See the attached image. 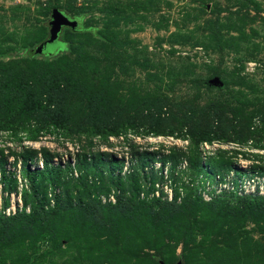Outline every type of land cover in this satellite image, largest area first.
Here are the masks:
<instances>
[{
    "label": "rangeland",
    "instance_id": "374dc122",
    "mask_svg": "<svg viewBox=\"0 0 264 264\" xmlns=\"http://www.w3.org/2000/svg\"><path fill=\"white\" fill-rule=\"evenodd\" d=\"M54 8L92 31L64 28L58 41L37 55ZM0 69H13L23 80L34 70L63 73L86 85L84 94L73 93L77 114L89 112L85 105L95 93H109L104 113L153 115L166 120L159 130L212 103L225 112L254 111L264 105V0H0ZM144 128L150 126L129 129L128 140L95 137L92 150L124 156L122 174L138 165L139 153L154 154L143 183L153 177L156 195L180 203L190 182L182 172L191 148L172 135L142 133ZM87 141L76 133L46 134L36 142L1 133L3 166L16 175L17 188L0 184V215L18 209L22 184H29L21 175L25 152L33 151L27 160L32 170L42 169L47 153L51 165L70 172L78 155L87 153ZM201 150L198 193L222 204L150 219L136 229L140 247L114 260L97 252L121 250L120 244L101 246L94 229L70 225L74 216H69L46 238L17 232L11 248L0 247V264H264V212L246 211L235 199L264 196V150L250 142L205 144Z\"/></svg>",
    "mask_w": 264,
    "mask_h": 264
},
{
    "label": "trees",
    "instance_id": "16d2710c",
    "mask_svg": "<svg viewBox=\"0 0 264 264\" xmlns=\"http://www.w3.org/2000/svg\"><path fill=\"white\" fill-rule=\"evenodd\" d=\"M86 30L92 31L80 24L71 31L82 33ZM34 71H31L29 79L23 80L13 69H0V134H7L11 140L36 142L46 134L70 136L76 133L86 141L90 139L86 142L89 149L86 154L78 155L77 163L70 172L51 165L47 153L42 157V169L32 170L27 160L32 161L33 151L24 153L28 156H24L21 175L29 184H22L21 187V211L17 209L10 216L0 215V247L11 248L12 236L17 232L32 231L45 238L52 236L57 225H62L66 217L74 216L70 225L84 230L94 229L101 246L114 242L123 248L100 249L98 257L120 259L128 254V249L140 247L136 244L140 238L136 229L144 227L150 219H168L172 213L223 203L224 200L217 197L204 201L198 193L197 185L205 163L201 150L204 144L250 142L254 148L264 150V105L254 111L246 109L240 112L228 107L225 112V109L212 103L196 113L188 110L189 114L185 113L172 128L159 130L161 121L164 123L166 120L160 119L159 122V117L153 115L123 118L104 113L110 105L107 100L109 93L102 94L103 97L95 93L85 105L89 112L77 114L73 93L81 91L84 94L86 85L73 77L68 76L67 79L63 73L56 75L48 69L41 73ZM142 125L150 126L142 133L172 135L191 148L189 165L182 172L188 173L190 182L183 187L186 193L180 203H177V198L168 200L156 195L153 177L143 183L147 177L144 168L154 154L139 153L138 165H132L122 174L124 156H106L92 150L91 140L95 137L102 141L110 138L128 140V130ZM168 157L175 160V157ZM209 162L216 166L212 159ZM4 163V156L0 153V184L8 187L9 191H15L16 175L8 173ZM235 199L246 211L264 212L262 195L236 196Z\"/></svg>",
    "mask_w": 264,
    "mask_h": 264
},
{
    "label": "water",
    "instance_id": "95a60500",
    "mask_svg": "<svg viewBox=\"0 0 264 264\" xmlns=\"http://www.w3.org/2000/svg\"><path fill=\"white\" fill-rule=\"evenodd\" d=\"M79 25L80 23L78 20L68 17L57 8L52 9L49 21L48 38L34 50V53L37 55L43 54L49 45L58 41L62 29L69 28L70 30L74 31L79 27ZM176 264H181V262H177Z\"/></svg>",
    "mask_w": 264,
    "mask_h": 264
},
{
    "label": "built area",
    "instance_id": "2783aa9c",
    "mask_svg": "<svg viewBox=\"0 0 264 264\" xmlns=\"http://www.w3.org/2000/svg\"><path fill=\"white\" fill-rule=\"evenodd\" d=\"M204 145H205V144H204ZM18 202H19V205L17 206V208L21 211L22 203H21L20 197H19ZM7 210H8V209H7ZM15 212H16V209L12 212V214L10 213V210H8V211H5V214H6L7 216H10V215H14Z\"/></svg>",
    "mask_w": 264,
    "mask_h": 264
}]
</instances>
